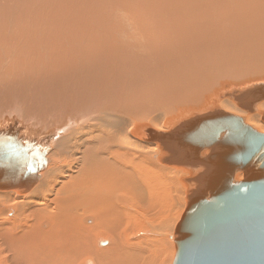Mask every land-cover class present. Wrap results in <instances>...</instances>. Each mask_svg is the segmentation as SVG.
<instances>
[{
    "label": "bare ground",
    "instance_id": "6f19581e",
    "mask_svg": "<svg viewBox=\"0 0 264 264\" xmlns=\"http://www.w3.org/2000/svg\"><path fill=\"white\" fill-rule=\"evenodd\" d=\"M261 85L264 0H0V133L48 147L0 189V263L172 264L190 174L158 133L215 100L264 134Z\"/></svg>",
    "mask_w": 264,
    "mask_h": 264
},
{
    "label": "water",
    "instance_id": "95a60500",
    "mask_svg": "<svg viewBox=\"0 0 264 264\" xmlns=\"http://www.w3.org/2000/svg\"><path fill=\"white\" fill-rule=\"evenodd\" d=\"M263 86L235 97L238 106L250 113L253 103L264 100ZM195 114L197 121L190 122L191 113L170 133H158L167 147L164 160L190 174L183 180L186 209L173 264H264V134L219 110L215 100ZM47 150L35 139H19L17 131L0 133V189L24 185L32 173L38 178ZM203 150L209 151L205 157ZM236 170L243 175L239 182L233 180Z\"/></svg>",
    "mask_w": 264,
    "mask_h": 264
},
{
    "label": "rangeland",
    "instance_id": "374dc122",
    "mask_svg": "<svg viewBox=\"0 0 264 264\" xmlns=\"http://www.w3.org/2000/svg\"><path fill=\"white\" fill-rule=\"evenodd\" d=\"M261 102H264V100H261ZM251 111H252V109H251ZM257 110H255V112H256ZM264 110L262 109L261 110V112H263ZM259 112H260V110H259ZM5 117V115H2V117ZM257 122L258 123H260L261 124V126H263V124H262V122L261 121H259L258 120V118H257ZM263 128V127H262ZM169 166V165H168ZM170 167H172V166H170ZM174 168V167H173ZM174 177H175V181L178 179V176L177 175H174ZM178 181V184L180 185H182L183 186V184L180 182L179 183V180H177ZM176 181V182H177ZM184 187V186H183ZM184 201H185V195H184ZM186 203V202H185ZM5 210V209H4ZM5 214L6 215H8L7 214V212H6V210H5ZM10 215V214H9ZM86 218H89V219H91V223H93V217L91 216V215H89V216H87ZM84 224H86L85 222H83ZM91 223H89V224H87V225H90ZM175 233V232H174ZM172 242H174L173 244L176 246V242H175V240L173 239V241ZM98 247V246H97ZM107 247V246H106ZM99 248V247H98ZM3 256L2 257H4V258H1L2 260H3V262L5 263V264H9L10 262V264H17L16 262H15V260H13L12 258H11V256L10 255H6V254H2ZM4 255H6V258H8V259H6L5 258V256ZM1 257V256H0ZM4 260H9V261H4ZM9 262V263H8ZM4 263H0V264H4ZM173 263H174V261H173ZM172 263V264H173Z\"/></svg>",
    "mask_w": 264,
    "mask_h": 264
}]
</instances>
